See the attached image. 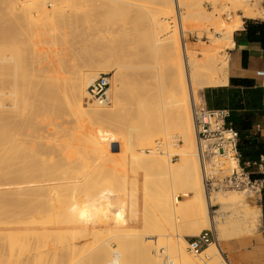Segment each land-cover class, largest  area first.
<instances>
[{
  "label": "bare ground",
  "instance_id": "6f19581e",
  "mask_svg": "<svg viewBox=\"0 0 264 264\" xmlns=\"http://www.w3.org/2000/svg\"><path fill=\"white\" fill-rule=\"evenodd\" d=\"M71 1L69 14L73 23L83 18L88 26L81 34L76 32V27H72V43L87 39L92 31L107 23L110 33L121 38L120 46L109 52L101 62H89L81 72L69 77L61 76L59 82L63 84V96L49 98L50 101H47L50 104H70L75 108L76 115L91 124L110 123L115 97L124 88L127 71L135 79V85L144 86L151 80H162L165 66L171 65L174 69L169 98L162 104L164 115L158 121H147L141 126L137 149L133 148L131 140L123 145L140 167L135 173L127 172V178L138 180L139 198L145 180L151 179L156 183V202L171 230L155 233L153 229L148 234L138 232L140 225L133 216H122L131 205L129 195L101 191L86 200H68L71 194L85 185V175L82 171L38 168L40 138L36 131L39 125L24 126L21 135L22 187L19 188L22 203L19 223L16 222L20 225L22 236L19 238L20 234L15 230L20 229L13 226L4 234L11 236L10 240L2 236L4 232H0V244L11 243L8 256L0 259V263L22 264L24 254L38 250L37 264H164V255L175 264H228L222 256L221 242L229 237L252 233L259 225L260 209L255 204L256 196H249V203L243 200L242 194L248 195L243 191L215 192L213 197L206 195L191 108L198 100L200 89L228 85L227 57L221 53L234 45L233 33L242 27L243 19L264 21L263 0H233L240 14L227 11V21L205 10L202 0H187L186 3L182 0ZM207 1L215 8L216 0ZM173 2L178 8L184 6L186 9L183 14L176 12L175 23L169 21ZM49 4L52 10L42 7L43 23L53 22L61 13L59 3L55 4L52 0ZM36 22L29 19L34 28L38 26ZM168 24H171L170 27ZM189 26L199 39L206 37L210 44L199 45L198 50L188 46L184 40ZM8 28V23L0 22V52L5 49ZM129 28L135 29L134 35L129 36ZM6 57L3 54L0 56L3 72ZM84 58H88L87 54ZM107 74L109 104L98 106L86 101L87 107L83 106L88 84ZM6 79L4 75L0 77V146L5 139L3 123L7 120V113L15 107L9 103V97L14 95ZM157 87L163 89L164 84L160 82ZM24 110L22 107L21 111ZM105 141L109 145L115 142L112 137ZM171 147L175 148L173 152L169 151ZM171 156L177 157V161L172 162ZM223 161L216 165L224 167L227 164L226 170L238 168L233 157ZM209 168L206 167L208 173ZM47 190L50 192L44 194ZM12 192L15 190L9 188L2 193L5 196ZM53 204L51 214H46V206ZM215 204L220 207L213 216L210 207ZM191 215L201 218L189 222L185 226L186 233L179 234L177 226L184 227L185 218ZM96 223L99 224L97 227ZM2 227L5 226L0 225V229ZM201 229H213L216 243L210 244L197 260L188 255L184 237H193ZM92 230L113 233L112 243L116 247L112 248V243L107 240H98L89 247L82 244L80 235ZM25 260L27 262V258Z\"/></svg>",
  "mask_w": 264,
  "mask_h": 264
},
{
  "label": "rangeland",
  "instance_id": "374dc122",
  "mask_svg": "<svg viewBox=\"0 0 264 264\" xmlns=\"http://www.w3.org/2000/svg\"><path fill=\"white\" fill-rule=\"evenodd\" d=\"M49 1L52 0H0V22L5 21L9 24L7 41L4 42L5 49L0 52V56L2 54L7 56L6 69L4 72L0 69V77L3 75L7 77L5 81L11 89L10 92L12 91L14 95L9 97V103H13L15 106L7 113V120L3 123L2 133L5 139L3 145L0 146V185H2L0 186V218L2 219L0 225L5 226L0 229L1 233L4 232L2 236L10 240L11 236H5L7 229L10 226L20 229V225H17L16 222L19 221L22 203V195L19 191V188L22 187L20 181L23 137L21 135L24 126L36 124L39 125L36 132L40 138L38 168L82 171L85 175V185L71 194L68 200L71 202L86 200L89 197L93 198L101 191L129 195L131 205L127 207V213L125 211L122 216L124 218L127 215L133 216L134 221L140 225V228L137 229L138 232L148 234L153 229L155 233L171 230V225L163 219L162 212L156 202V183L151 179L145 180L141 188L142 196L139 198L137 195L140 189L138 180L132 177L127 178V172L135 173L140 167L130 158L123 145L126 141L131 140L134 144L133 148L137 149L140 145L137 138L141 126L147 121L152 122L155 119L158 121L164 115L165 109L162 104L163 101L166 102L165 99L169 98V84L174 69L171 68V65L165 66L162 80H151L144 86L135 85V79L127 71L124 88L119 90L115 97V109L110 123L91 124L76 115L75 108L70 104L64 102L50 104L47 101L49 98L51 100L63 96V84L59 82L61 76H73L84 70L89 62H101L109 52L120 46L121 38L112 35L108 30V24L105 23L98 30L92 31L87 39H81L77 44L72 43L70 38L74 33L72 27H76V32L78 31L80 34L85 32L88 29V26L84 24L85 20L81 18L73 23L69 14L71 0H53L55 4H60L61 13L53 22L43 23L42 7L52 10ZM182 1L187 2V0ZM206 2L207 0H202L205 10L213 12L223 21H227V11L240 14L233 0H216L215 8L213 4L210 7L207 6ZM263 5L264 0L262 7ZM184 11H186L184 6L178 8L173 2V13L169 21L173 20L175 23L176 12L183 14ZM29 19L37 21L38 26L32 27ZM245 20L264 22L260 19H243V22ZM168 25L170 27L171 24ZM134 31L135 29L129 28V36L134 35ZM184 41L188 46L196 47L197 50L199 45L210 44L206 37L202 36L199 39L196 33L191 30V26L185 30ZM86 54L88 58L85 59ZM221 54L227 57V49ZM107 76L109 78L108 74ZM159 81L164 84L163 89L157 87ZM206 89L209 88H202L198 91V100L195 105L202 101L206 105L204 98ZM85 102L84 98L83 106L87 107ZM26 106L31 107L27 108ZM22 107L25 108L24 111H21ZM0 118L2 117L0 116ZM109 137L115 141L111 145L105 141ZM94 140L97 141V144ZM174 150V147L169 149L170 152ZM171 161L176 162L177 157L171 156ZM225 168H227V164L224 167L216 166L215 176L222 178L230 175L233 170ZM218 169L221 171L218 172ZM5 180L7 182H4ZM9 188L15 192L4 196L2 192ZM229 191L240 192L233 189L217 190L212 191L209 196L213 197L215 192L223 194ZM48 192L50 191H44V194H48ZM249 196L252 195L242 194L243 200L248 203L251 201ZM46 207L45 213L51 214L54 204ZM219 207L218 204L211 206L210 214L216 216V210ZM200 218L199 215L185 218L184 227L177 226V232L185 234L187 229L185 226ZM95 225L97 227L99 224ZM15 231L20 234L19 238H21L22 230L16 229ZM113 237V233H100L92 230L81 234L79 241L89 247L98 240H107L112 243ZM184 238L188 240L189 237L185 236ZM113 244H111L112 248H115L116 246ZM10 249V242L0 244V259L3 260L8 256ZM42 250L44 251V249ZM38 252V250H33L24 254L22 264H37L35 259ZM52 254H54L53 250ZM188 255L199 259L189 253ZM25 258H27V262H25Z\"/></svg>",
  "mask_w": 264,
  "mask_h": 264
},
{
  "label": "built area",
  "instance_id": "2783aa9c",
  "mask_svg": "<svg viewBox=\"0 0 264 264\" xmlns=\"http://www.w3.org/2000/svg\"><path fill=\"white\" fill-rule=\"evenodd\" d=\"M206 5L210 7L211 2L207 1ZM108 88V76H99L88 84L86 101L98 106L108 105ZM228 117V110L208 108L203 101L192 106V122L203 166L205 193L209 196L212 191L233 189L257 196L264 187V179H252L250 174L239 166L238 133L228 122ZM230 157L236 159L238 168L230 175L217 178L216 164L221 159L229 160ZM206 165L210 167L209 173L206 172ZM217 171L220 172L221 169ZM212 243H216L214 230L203 229L197 235L188 238L186 251L194 257H199ZM163 262L175 264L167 255L163 256Z\"/></svg>",
  "mask_w": 264,
  "mask_h": 264
},
{
  "label": "crops",
  "instance_id": "0c3cea01",
  "mask_svg": "<svg viewBox=\"0 0 264 264\" xmlns=\"http://www.w3.org/2000/svg\"><path fill=\"white\" fill-rule=\"evenodd\" d=\"M245 22L233 33L234 45L227 49L228 84L229 78L250 79L254 89L260 91V105L253 112L251 127L238 135V151L239 166L252 175V179H264V49L257 43L246 41ZM263 195L264 187L255 199L260 209L257 228L252 233L221 242L222 256L228 264H264Z\"/></svg>",
  "mask_w": 264,
  "mask_h": 264
},
{
  "label": "trees",
  "instance_id": "16d2710c",
  "mask_svg": "<svg viewBox=\"0 0 264 264\" xmlns=\"http://www.w3.org/2000/svg\"><path fill=\"white\" fill-rule=\"evenodd\" d=\"M244 35L247 42L257 43L264 49V22L247 20ZM204 98L208 108L228 110V122L238 135L251 127L253 112L259 108L261 99L260 91L254 89L253 81L243 78H229L226 87L206 89ZM262 208L264 220V195Z\"/></svg>",
  "mask_w": 264,
  "mask_h": 264
}]
</instances>
